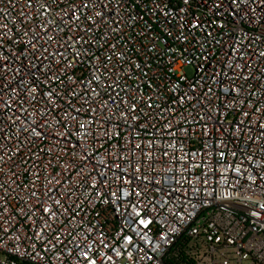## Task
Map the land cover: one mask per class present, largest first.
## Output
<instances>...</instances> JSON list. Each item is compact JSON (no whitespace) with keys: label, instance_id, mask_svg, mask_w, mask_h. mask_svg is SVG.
Wrapping results in <instances>:
<instances>
[{"label":"built area","instance_id":"obj_1","mask_svg":"<svg viewBox=\"0 0 264 264\" xmlns=\"http://www.w3.org/2000/svg\"><path fill=\"white\" fill-rule=\"evenodd\" d=\"M0 264H264V0H0Z\"/></svg>","mask_w":264,"mask_h":264},{"label":"rangeland","instance_id":"obj_2","mask_svg":"<svg viewBox=\"0 0 264 264\" xmlns=\"http://www.w3.org/2000/svg\"><path fill=\"white\" fill-rule=\"evenodd\" d=\"M185 73H186L187 76L190 77L192 75V68H190V67L186 68L185 69Z\"/></svg>","mask_w":264,"mask_h":264}]
</instances>
